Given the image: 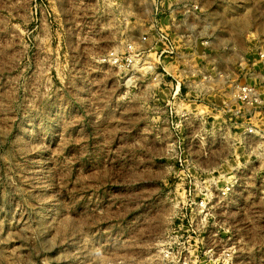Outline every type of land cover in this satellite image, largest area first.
<instances>
[{
    "label": "rangeland",
    "instance_id": "rangeland-1",
    "mask_svg": "<svg viewBox=\"0 0 264 264\" xmlns=\"http://www.w3.org/2000/svg\"><path fill=\"white\" fill-rule=\"evenodd\" d=\"M166 34L264 76V0H0V264H264L260 185L226 216L185 202L201 123L166 106Z\"/></svg>",
    "mask_w": 264,
    "mask_h": 264
},
{
    "label": "built area",
    "instance_id": "built-area-1",
    "mask_svg": "<svg viewBox=\"0 0 264 264\" xmlns=\"http://www.w3.org/2000/svg\"><path fill=\"white\" fill-rule=\"evenodd\" d=\"M178 39L185 45L177 46L178 41L168 34L161 38L164 48L160 59L165 54L174 55L173 71L163 59L162 72L158 73L166 86L165 75L173 79L171 100L175 101L168 100L166 106L174 109L180 100L175 117L182 121L193 115L201 123L200 129L189 135L191 149L178 145L175 169L182 181L178 185L182 186L185 202L195 218H215L219 210H224L221 215L226 216L225 210L238 192L252 185H260L264 192V76L252 74L241 79L236 73L230 77L228 58L222 54L212 57L207 51L196 53L201 61L193 62L190 54L181 51L190 40L184 35ZM201 43L210 48L212 41ZM127 51L135 52L136 48L129 44ZM112 55L118 61L119 56ZM260 55L264 57L263 53ZM242 61L241 58L238 64L242 65ZM184 88L189 93H184ZM188 102L196 105L194 110L193 106L191 110L187 108ZM212 158L218 159L216 164H210Z\"/></svg>",
    "mask_w": 264,
    "mask_h": 264
}]
</instances>
